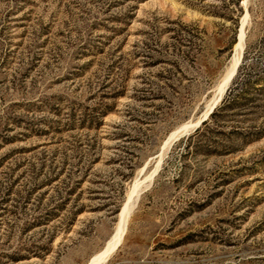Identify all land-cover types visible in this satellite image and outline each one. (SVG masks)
Wrapping results in <instances>:
<instances>
[{
  "label": "rangeland",
  "instance_id": "rangeland-1",
  "mask_svg": "<svg viewBox=\"0 0 264 264\" xmlns=\"http://www.w3.org/2000/svg\"><path fill=\"white\" fill-rule=\"evenodd\" d=\"M243 19L226 87L264 70V0H0V264H85L155 168L103 264H264V89L158 163L214 95ZM199 137L232 149L194 153Z\"/></svg>",
  "mask_w": 264,
  "mask_h": 264
},
{
  "label": "trees",
  "instance_id": "trees-1",
  "mask_svg": "<svg viewBox=\"0 0 264 264\" xmlns=\"http://www.w3.org/2000/svg\"><path fill=\"white\" fill-rule=\"evenodd\" d=\"M233 81L234 85H228L225 88L219 102L212 107L207 116L194 127L193 131L190 132L187 137L192 135H204V127L210 131V134L216 133L217 130L214 129V127H208L207 122L212 120V123L217 124L216 119L218 118L216 116L226 114L227 112H233L237 107L244 108L250 100L248 93L251 91L262 92L264 89V70L258 69L254 65H248V67L244 68V71L240 74V76L236 80L233 79ZM260 131L261 128L239 129L237 127H233L228 129L226 136L229 138L237 137L242 142H247L262 135V131ZM201 142V138L199 137L196 139L195 143H193L194 145L192 151L194 153H228L231 151L230 149H232L229 145H227L228 148L223 149L222 152H217L218 150L211 148L207 142Z\"/></svg>",
  "mask_w": 264,
  "mask_h": 264
},
{
  "label": "bare ground",
  "instance_id": "bare-ground-1",
  "mask_svg": "<svg viewBox=\"0 0 264 264\" xmlns=\"http://www.w3.org/2000/svg\"><path fill=\"white\" fill-rule=\"evenodd\" d=\"M247 14V13H246ZM246 16V15H245ZM244 19L242 20V23L239 27V32L237 34V40L233 45V52L229 59V62L220 77L219 81L216 84L214 95L212 98L208 101L206 108L202 112V114L197 117L194 121H188L180 126H177V128L173 129L172 132L167 136V138L164 140L161 151L158 155V163L160 162L161 155L163 151H165L166 147L174 136L178 135L179 133H182L186 129H190L189 127H195L199 124L200 119L205 117L207 113L212 109L213 104H215L219 97L221 96L222 92L224 91L229 79L233 75L235 68L237 66V63L240 59L242 47H243V41H244ZM179 136V135H178ZM169 146V145H168ZM156 168L146 176L144 179H135L129 189V192L127 194V197L125 201L123 202L120 212H119V219L116 225V228L114 232L110 235V237L106 240L104 246L94 254H92L87 262L85 264H103L106 262L109 255L113 252V250L117 247V245L120 243V240L122 238L126 219L129 216L132 208L135 206L136 200L140 194V192L150 184L152 175L155 172Z\"/></svg>",
  "mask_w": 264,
  "mask_h": 264
},
{
  "label": "water",
  "instance_id": "water-1",
  "mask_svg": "<svg viewBox=\"0 0 264 264\" xmlns=\"http://www.w3.org/2000/svg\"><path fill=\"white\" fill-rule=\"evenodd\" d=\"M219 98H220V97H219ZM218 100H219V99H218ZM213 106H214V104H213ZM203 118H204V117H203ZM203 118H201L200 121H201Z\"/></svg>",
  "mask_w": 264,
  "mask_h": 264
}]
</instances>
